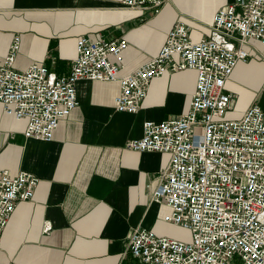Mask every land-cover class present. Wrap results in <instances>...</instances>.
<instances>
[{"label":"crops","instance_id":"0c3cea01","mask_svg":"<svg viewBox=\"0 0 264 264\" xmlns=\"http://www.w3.org/2000/svg\"><path fill=\"white\" fill-rule=\"evenodd\" d=\"M231 0H171L158 14L125 9L121 0H0V65L14 37L21 38L15 68L45 66L70 73L82 36L128 44L120 77L156 57L178 22L193 41L208 38L215 13ZM225 90L240 119L252 106L264 111V44L249 41ZM197 73L185 70L154 79L136 114L118 113L120 83H77L78 106L50 142L27 139L26 120L8 117L0 103V170L39 179L30 201L17 205L3 231L0 264H138L128 253L138 229L164 235L165 209L153 202L170 156L127 149L146 121H169L188 112ZM234 264H240L235 260Z\"/></svg>","mask_w":264,"mask_h":264},{"label":"built area","instance_id":"2783aa9c","mask_svg":"<svg viewBox=\"0 0 264 264\" xmlns=\"http://www.w3.org/2000/svg\"><path fill=\"white\" fill-rule=\"evenodd\" d=\"M169 1L121 0V6L158 14ZM210 30L208 38L193 41L190 27L176 23L160 53L122 77L128 44L121 39L80 37L66 76L38 64L16 69L20 37L0 65L5 114L27 121V139L44 142L53 140L60 121L78 106L79 81H118L116 111L136 114L154 79L197 73L188 112L146 121L142 137L126 144L132 151L170 156L153 202L165 209L162 221L191 233L189 241H180L136 230L128 253L138 264H264V111L254 105L240 119L223 120L235 101L226 82L249 60V41L264 44V0H231L215 13ZM38 183L32 173L0 170V245L17 205L33 198Z\"/></svg>","mask_w":264,"mask_h":264},{"label":"rangeland","instance_id":"374dc122","mask_svg":"<svg viewBox=\"0 0 264 264\" xmlns=\"http://www.w3.org/2000/svg\"><path fill=\"white\" fill-rule=\"evenodd\" d=\"M235 118V112L229 111L225 117H223V120H234ZM164 235H166L169 238H173L180 241H189L191 237V233L188 230L183 229L180 226H175L173 224H167V229L164 232Z\"/></svg>","mask_w":264,"mask_h":264}]
</instances>
